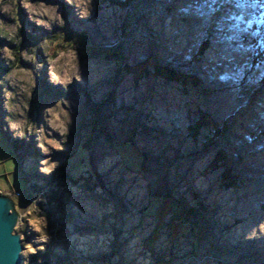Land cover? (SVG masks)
Returning a JSON list of instances; mask_svg holds the SVG:
<instances>
[{
  "label": "rangeland",
  "instance_id": "rangeland-1",
  "mask_svg": "<svg viewBox=\"0 0 264 264\" xmlns=\"http://www.w3.org/2000/svg\"><path fill=\"white\" fill-rule=\"evenodd\" d=\"M126 1L0 0L22 264H264V0Z\"/></svg>",
  "mask_w": 264,
  "mask_h": 264
},
{
  "label": "water",
  "instance_id": "water-1",
  "mask_svg": "<svg viewBox=\"0 0 264 264\" xmlns=\"http://www.w3.org/2000/svg\"><path fill=\"white\" fill-rule=\"evenodd\" d=\"M14 203L11 196L0 194V264H22V238L14 230L19 220V212ZM30 264H51V262L44 260L41 263Z\"/></svg>",
  "mask_w": 264,
  "mask_h": 264
},
{
  "label": "trees",
  "instance_id": "trees-1",
  "mask_svg": "<svg viewBox=\"0 0 264 264\" xmlns=\"http://www.w3.org/2000/svg\"><path fill=\"white\" fill-rule=\"evenodd\" d=\"M130 0H127L125 3H123L124 6H127L129 4ZM72 30L68 29L67 33H62V36H60L61 38H63V42L69 43L71 42V40L74 38L73 34H72ZM80 36V35H78ZM82 38H85V36H82ZM97 52H102L101 50L97 51ZM104 53L103 55L108 58V59H112L117 61H122L123 60V56H122V52L120 50L117 49V47H111L108 48L106 51L102 52ZM130 69V68H128ZM131 70V69H130ZM156 72H158L160 75H162L163 77L166 78H170V79H180L181 80V75H184L182 72L180 71H176L175 69H173L172 67H164V66H157V70ZM183 78V77H182ZM264 82V80H263ZM202 120L197 124V126L194 128L192 135L196 136L197 135V131H199V129L204 125V123L208 120L206 119V116H204L202 114ZM228 173H226V175H228V177L232 178L230 179V184L235 182V176H231V174L229 173V171H227Z\"/></svg>",
  "mask_w": 264,
  "mask_h": 264
},
{
  "label": "bare ground",
  "instance_id": "bare-ground-1",
  "mask_svg": "<svg viewBox=\"0 0 264 264\" xmlns=\"http://www.w3.org/2000/svg\"><path fill=\"white\" fill-rule=\"evenodd\" d=\"M55 77H56V76H55ZM157 103H159L158 98H156V99L154 100V102L151 103V105H152L151 107H152V108L156 107V106H157ZM149 106H150V105H149ZM144 108H145V107H144ZM145 109H146V108H145ZM154 109H156V108H154Z\"/></svg>",
  "mask_w": 264,
  "mask_h": 264
},
{
  "label": "built area",
  "instance_id": "built-area-1",
  "mask_svg": "<svg viewBox=\"0 0 264 264\" xmlns=\"http://www.w3.org/2000/svg\"><path fill=\"white\" fill-rule=\"evenodd\" d=\"M9 193V192H8ZM0 194H7V192H3L2 190H0ZM8 195V194H7ZM10 195V194H9Z\"/></svg>",
  "mask_w": 264,
  "mask_h": 264
},
{
  "label": "crops",
  "instance_id": "crops-1",
  "mask_svg": "<svg viewBox=\"0 0 264 264\" xmlns=\"http://www.w3.org/2000/svg\"><path fill=\"white\" fill-rule=\"evenodd\" d=\"M3 192H5L4 190H2Z\"/></svg>",
  "mask_w": 264,
  "mask_h": 264
}]
</instances>
